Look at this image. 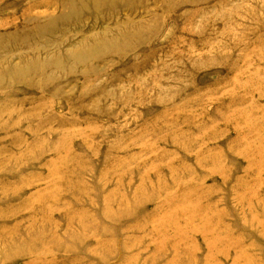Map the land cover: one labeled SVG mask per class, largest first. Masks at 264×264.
Masks as SVG:
<instances>
[{
    "label": "rangeland",
    "instance_id": "rangeland-1",
    "mask_svg": "<svg viewBox=\"0 0 264 264\" xmlns=\"http://www.w3.org/2000/svg\"><path fill=\"white\" fill-rule=\"evenodd\" d=\"M0 264H264V0H0Z\"/></svg>",
    "mask_w": 264,
    "mask_h": 264
},
{
    "label": "bare ground",
    "instance_id": "bare-ground-1",
    "mask_svg": "<svg viewBox=\"0 0 264 264\" xmlns=\"http://www.w3.org/2000/svg\"><path fill=\"white\" fill-rule=\"evenodd\" d=\"M26 20L31 21V18H27ZM26 20H25V21H26Z\"/></svg>",
    "mask_w": 264,
    "mask_h": 264
}]
</instances>
